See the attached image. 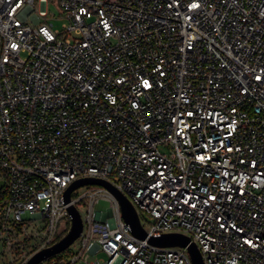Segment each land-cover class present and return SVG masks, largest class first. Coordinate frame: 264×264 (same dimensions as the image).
I'll return each instance as SVG.
<instances>
[{
  "label": "built area",
  "instance_id": "1",
  "mask_svg": "<svg viewBox=\"0 0 264 264\" xmlns=\"http://www.w3.org/2000/svg\"><path fill=\"white\" fill-rule=\"evenodd\" d=\"M51 1L63 31L50 0H0V264L56 244L71 205L78 249L38 264H193L150 242L171 233L204 264H264V0ZM84 177L146 238L106 186L67 203Z\"/></svg>",
  "mask_w": 264,
  "mask_h": 264
},
{
  "label": "water",
  "instance_id": "2",
  "mask_svg": "<svg viewBox=\"0 0 264 264\" xmlns=\"http://www.w3.org/2000/svg\"><path fill=\"white\" fill-rule=\"evenodd\" d=\"M85 184H100L112 190L120 201L123 217L125 221L129 223L130 226L132 227L133 233L139 236L140 238H146L147 233L144 231V229L140 224V219L138 213L136 212L135 207L132 205V203L126 196L120 193L107 180L101 178H94V177L80 178L75 182H73V184H71L66 190L65 201L67 203L70 202V198L73 190ZM69 210L72 216V226L70 231L53 246L43 249L37 254H35L28 262V264H38L43 259L48 258L56 253L65 250L78 238V236L81 234L83 229L82 218L74 205L69 206ZM150 242L159 246H175V245L187 246L192 259V263L204 264L199 249L193 242L190 241L189 237L185 235L177 234V233L164 234L160 237H151Z\"/></svg>",
  "mask_w": 264,
  "mask_h": 264
},
{
  "label": "rangeland",
  "instance_id": "3",
  "mask_svg": "<svg viewBox=\"0 0 264 264\" xmlns=\"http://www.w3.org/2000/svg\"><path fill=\"white\" fill-rule=\"evenodd\" d=\"M48 10H49V15L46 17V21L48 23L53 24L52 27L54 30L63 31L64 25L69 23L68 18L65 17L64 13H62L60 11L59 7L56 4H54V2L51 0L48 4ZM42 20H45V18L42 17ZM31 23H34V22L31 21ZM81 190H83V189H78V192ZM98 206L102 209H106L109 206V204H108V202L101 201ZM84 211L85 210H83V212ZM78 243H79V241H76L71 246V249L74 252L78 249Z\"/></svg>",
  "mask_w": 264,
  "mask_h": 264
}]
</instances>
